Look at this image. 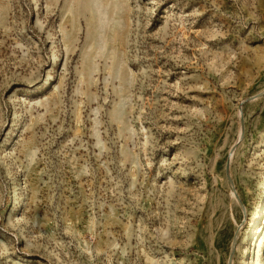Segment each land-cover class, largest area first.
Returning <instances> with one entry per match:
<instances>
[{
  "label": "rangeland",
  "instance_id": "374dc122",
  "mask_svg": "<svg viewBox=\"0 0 264 264\" xmlns=\"http://www.w3.org/2000/svg\"><path fill=\"white\" fill-rule=\"evenodd\" d=\"M0 264H264V0H0Z\"/></svg>",
  "mask_w": 264,
  "mask_h": 264
},
{
  "label": "bare ground",
  "instance_id": "6f19581e",
  "mask_svg": "<svg viewBox=\"0 0 264 264\" xmlns=\"http://www.w3.org/2000/svg\"><path fill=\"white\" fill-rule=\"evenodd\" d=\"M90 1H92V0H90ZM89 2V1H88ZM96 4V3H95Z\"/></svg>",
  "mask_w": 264,
  "mask_h": 264
}]
</instances>
